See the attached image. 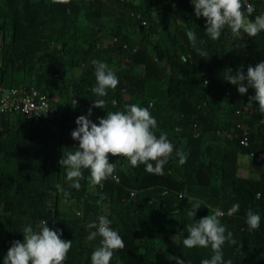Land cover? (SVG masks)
<instances>
[{
	"label": "trees",
	"instance_id": "obj_1",
	"mask_svg": "<svg viewBox=\"0 0 264 264\" xmlns=\"http://www.w3.org/2000/svg\"><path fill=\"white\" fill-rule=\"evenodd\" d=\"M106 1L0 0V98L16 89L14 84L38 87L49 94L51 123L61 121L64 133L56 139L45 119L15 116L0 105V264L12 242L23 240V227L31 224L36 230L41 220L59 229L61 239L72 240L64 264H91V253L101 237L87 240L95 229L86 224L100 215L108 217L110 227L125 243L124 249L114 251L110 264H160L170 255L185 264H200L211 257L212 250L183 246L180 233L193 222L187 217L191 203L177 193L227 213L239 204L238 212L220 217L237 241V245L225 242L223 259L233 264H264V165L247 155L264 145V113L255 101L248 104L254 89L241 95L223 77L228 68L235 72L243 66L246 74L257 59L264 61V31L255 37L243 32L234 36L226 26L219 39L212 40L205 33V18L195 16L190 0H110L113 17L103 15ZM249 2L255 9L250 19L264 13V0ZM137 10L148 21L147 27L131 15ZM167 14L175 21L172 53L158 33L160 27L172 32ZM81 18L85 21L79 24L87 28L75 27L60 43L62 28ZM188 30L196 34L195 47L187 38ZM196 48L209 57H201ZM94 59L105 62L119 79L105 97L91 91L96 85ZM67 67L77 68L76 76L67 74ZM174 68L184 76H176ZM70 94L78 100L74 110L66 101H58ZM98 98L106 105L92 108L89 119L94 123L109 111H123L127 104L149 109L157 121V137L167 133L174 146L163 175L148 173L143 164L134 168L125 157L110 156L118 182L106 179L93 185L85 169L80 189L70 187L66 169L58 163L62 155L78 147L71 138L77 125L68 119L87 115ZM175 126L181 129L175 131ZM195 131H199L196 137ZM244 138L247 146L240 143ZM177 150L187 153L183 165L178 163ZM58 183L69 197L58 192ZM130 189H136L135 196L130 197ZM163 189L168 192L162 194ZM61 200L75 205L79 214L60 210ZM47 202H54L53 210ZM248 209L261 217L258 230L248 229ZM212 212L203 204L195 219ZM168 264L176 262L169 259Z\"/></svg>",
	"mask_w": 264,
	"mask_h": 264
},
{
	"label": "clouds",
	"instance_id": "obj_2",
	"mask_svg": "<svg viewBox=\"0 0 264 264\" xmlns=\"http://www.w3.org/2000/svg\"><path fill=\"white\" fill-rule=\"evenodd\" d=\"M190 4L194 6L196 17L205 18V33L212 40H218L226 26L234 36H240L241 32H243L248 37H255L264 31V13L256 15L254 19H250L249 17L255 9L249 0H245L244 4L242 0H190ZM131 15L136 18L140 26H148V21L144 18L141 11L131 12ZM165 20L168 21L172 32L168 33L164 27H160L158 33L163 39L167 51L172 53L171 37L175 32V21L170 14L165 16ZM82 21H85V19L76 20V23L73 24L74 29L76 27L77 30H82V26L79 24ZM162 28L165 30V34L161 33ZM186 35L190 43L195 47L197 44L196 34L192 30H188ZM140 36L144 37V32ZM153 36V32L149 33V37ZM64 37H59L60 43H63ZM200 43L204 42L201 41ZM133 51H135V48L132 49ZM196 51L201 57L208 56V53L200 48H196ZM91 63L94 66L96 80V85L91 91L97 97H105L108 89L114 90L118 86L119 79L105 62L94 59ZM242 67L240 66L235 72L231 68L226 69L223 77L229 84L237 86V91L241 95L246 94L249 88L254 89L255 94L249 97L248 104L251 106L252 102L255 101L259 106V111L264 113V61L260 62L257 59L254 66H248L246 74L243 72ZM76 70L77 68L74 67L65 69L66 73L72 76H76ZM173 73L176 76H184L176 68L173 69ZM208 82L209 80L206 79L204 83L207 84ZM163 85L165 84H161L160 87ZM21 86L22 88L11 90L9 94H3L0 98V105L15 116L20 115L28 119H45L50 127L49 132L54 135V138L62 137L64 133L61 129V121L55 119L51 123L49 119V94L41 92L38 87L31 86L26 88L23 83H21ZM226 93L228 94L229 90ZM41 96H45V102L41 101ZM65 101L72 110H74L78 102L77 98L73 97L72 94ZM105 105L106 101L98 98L93 101L87 115L78 116L75 121L71 118L68 119L70 124L77 125L71 132V138L74 141H78V147L75 151H68L62 155L58 163L66 169V179L71 182L70 187L77 190L80 189V180L84 178L83 170L85 169L89 170L90 182L93 185H101L106 179L118 182L117 176L114 175L116 165L109 162L110 156L125 157L134 168L143 164L145 171L148 173L163 175V168L172 158L174 146L169 141L167 133L161 132L157 137L154 131L157 129V121L149 109L141 107L139 104H127L124 106L123 111L107 112L103 118H98V123H94L89 119L92 115V108L103 109ZM236 112L238 113L239 110L237 109ZM193 126L197 128V124L194 123ZM180 129V126L174 127L175 131ZM198 135L199 131H195L194 137ZM71 142L73 141L71 140ZM240 143L243 146H247L248 139L244 138ZM262 153L264 155V145L259 146L256 153L251 151L247 155L248 157L253 156L256 162L264 165V157L260 158ZM175 155L178 157L180 165L186 163L187 153L177 150ZM55 187L65 198L69 197L70 193L63 189L59 183ZM136 192V189H130V197L135 196ZM167 192V189H163L161 193L166 194ZM177 194L182 198H184L183 196L187 197L188 202L191 203L187 217L193 222L187 224L184 231L180 233L184 237L182 239L183 246L189 249L193 247L211 248V257L202 259L200 264H233L231 259L227 261L223 259L222 246L225 242L237 245V241L233 239V233L228 231L221 223L220 217L224 214L231 215L238 212L239 204H233L227 213L221 209L211 207L202 199L199 200L182 193ZM260 195V192L256 193L257 197ZM103 198L101 197V199ZM66 201L61 200L59 202L60 210L63 209V204ZM53 203L47 202L48 208L53 210ZM69 204V211L64 209L63 211L69 213L72 210V213L76 212V214H79L76 206ZM203 204L208 209L213 210V212L197 221L195 219L196 211ZM97 221H91L86 224V228L95 229V231L89 232L87 240L92 241L97 236L101 237L99 246L91 253V264H110L114 251L124 249L125 243L118 231L110 227L111 221L106 215L98 216ZM260 221L259 213L251 209L246 211V224L249 231L258 230ZM184 232L187 233L186 237ZM22 236V241L16 240L12 242L3 258V264H64L67 254L72 248V240L61 239V231L48 227L46 220H41L36 230L33 229L31 224L25 225L22 229ZM168 258L175 260L176 264H185V261L178 257L170 255Z\"/></svg>",
	"mask_w": 264,
	"mask_h": 264
},
{
	"label": "rangeland",
	"instance_id": "obj_3",
	"mask_svg": "<svg viewBox=\"0 0 264 264\" xmlns=\"http://www.w3.org/2000/svg\"><path fill=\"white\" fill-rule=\"evenodd\" d=\"M113 7H114V4L110 0L106 1V4L104 5V8H103V15L105 17H110V16L113 17L114 16V8ZM86 28H87L86 26H82L81 27V29H83V30H85ZM73 29H74L73 24L67 23L63 27L61 33L59 34V37L63 38L64 36H66ZM161 30H162V33L165 34V30L163 28ZM12 86L17 87V88H22V86L20 84H14ZM4 88H8V87L4 86ZM65 100L66 99L63 98V97L58 99V101H61V102L65 101ZM69 206H70L69 202L66 201L63 204V209L65 211H69ZM159 263L160 264H168L169 263V259L168 258L167 259H160Z\"/></svg>",
	"mask_w": 264,
	"mask_h": 264
},
{
	"label": "built area",
	"instance_id": "obj_4",
	"mask_svg": "<svg viewBox=\"0 0 264 264\" xmlns=\"http://www.w3.org/2000/svg\"><path fill=\"white\" fill-rule=\"evenodd\" d=\"M33 94L36 95L35 92H33ZM40 99H41L42 102H45V96H41ZM263 157H264V155H263V153H262V154L260 155V158H263ZM260 158H259V159H260Z\"/></svg>",
	"mask_w": 264,
	"mask_h": 264
},
{
	"label": "crops",
	"instance_id": "obj_5",
	"mask_svg": "<svg viewBox=\"0 0 264 264\" xmlns=\"http://www.w3.org/2000/svg\"><path fill=\"white\" fill-rule=\"evenodd\" d=\"M162 33V32H161Z\"/></svg>",
	"mask_w": 264,
	"mask_h": 264
}]
</instances>
